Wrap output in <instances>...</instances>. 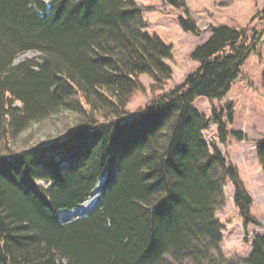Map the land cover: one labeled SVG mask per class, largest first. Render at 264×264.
<instances>
[{
  "label": "trees",
  "instance_id": "1",
  "mask_svg": "<svg viewBox=\"0 0 264 264\" xmlns=\"http://www.w3.org/2000/svg\"><path fill=\"white\" fill-rule=\"evenodd\" d=\"M166 1L198 34L185 0ZM143 11L135 0H0V264H264V234L244 260L220 245L227 181L244 225L256 221L237 167L205 140L214 122L226 141L233 107H192L229 92L264 30L211 26L191 53L197 66L163 90L172 45L147 31ZM28 49L39 60L14 63ZM143 74L163 91L131 113ZM63 111L74 120L47 141L21 136ZM257 156L264 173V138ZM100 180L99 206L61 222Z\"/></svg>",
  "mask_w": 264,
  "mask_h": 264
},
{
  "label": "rangeland",
  "instance_id": "2",
  "mask_svg": "<svg viewBox=\"0 0 264 264\" xmlns=\"http://www.w3.org/2000/svg\"><path fill=\"white\" fill-rule=\"evenodd\" d=\"M135 1L144 8L147 31L151 35H159L166 43L172 45V55L168 63L173 72L170 79L162 85L163 90L182 83L186 75L197 66L198 63L191 58V53L196 46L209 38L211 26L227 24L236 27L247 26L254 28L256 32L264 30V0H185L190 15L199 29L198 34L182 29L179 24L182 10L166 0ZM257 50V53L252 51L246 58L240 74L221 100L210 102L207 97L199 96L192 103L195 112L208 116L213 107L220 109L224 114L227 112V104L230 103L233 107V120L228 123L230 133L226 141L219 139L217 124L214 122L205 130V140L209 144H215L227 161L237 167L240 178L252 197L250 211L256 221L244 225L234 202V186L231 181H227L224 187L225 202L216 212L224 226L220 244L222 251L227 257L237 260H244L249 256L251 242L256 234H264V173L257 156V142L264 138V34ZM39 55L38 50L28 49L19 53L14 63L26 58L39 60ZM140 79L143 89L134 90L127 104L131 113L163 91L151 89L153 79L150 75L143 74ZM62 115H59L61 118H56L55 123L36 124L33 130L29 129L21 136L31 131L33 136L30 144L47 141V138L54 136L64 123L71 124L74 120L72 112L63 111ZM98 184L102 186V180L96 185ZM93 190L89 197L80 203L79 211L61 209L59 211L61 222H70L96 209L100 202H97L98 191Z\"/></svg>",
  "mask_w": 264,
  "mask_h": 264
},
{
  "label": "bare ground",
  "instance_id": "3",
  "mask_svg": "<svg viewBox=\"0 0 264 264\" xmlns=\"http://www.w3.org/2000/svg\"><path fill=\"white\" fill-rule=\"evenodd\" d=\"M99 189H101V184L96 185L95 189L93 190V192H94V191H98V199H97L98 201H97V202H100V197H101L100 194H99ZM100 192H101V190H100ZM91 196H93V193H92ZM79 205H80V204H79ZM79 205H78L77 208L75 207V208L73 209V212H77V211L80 210L81 205H80V206H79Z\"/></svg>",
  "mask_w": 264,
  "mask_h": 264
}]
</instances>
